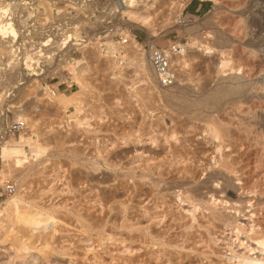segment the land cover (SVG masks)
I'll return each mask as SVG.
<instances>
[{"label":"rangeland","instance_id":"374dc122","mask_svg":"<svg viewBox=\"0 0 264 264\" xmlns=\"http://www.w3.org/2000/svg\"><path fill=\"white\" fill-rule=\"evenodd\" d=\"M187 1L182 14L202 1L187 33L178 32L190 44L187 65L161 87L183 91L181 103L164 96L148 65L137 67L134 48L123 45L121 69L104 65L101 38L67 53L77 86L46 97L35 81L19 89L17 64L33 61V47L48 41L42 36L53 39L40 46L39 55L51 49L46 56L64 46L66 33L83 41L101 37L102 25L94 6L77 7V0H21L0 18L23 32L19 39L0 32V92L14 104L7 120L24 119L28 127L24 135L4 134L25 151L20 164L0 147V183L14 184L0 198V264H235L240 252L264 255L257 243H264V0ZM153 10L151 26L131 24L132 31L142 43L160 31L153 40L162 47L177 37L176 27H154L160 11ZM34 21L38 41L28 36ZM25 37L32 44L21 49ZM202 44L224 50L232 69L221 73V54L205 53ZM220 83L246 91L214 101L210 93ZM202 97L209 107L198 108ZM211 128L225 141L218 145ZM23 137L40 146L38 155L31 140L18 145ZM15 195L18 216L6 203ZM37 211L54 221L33 227L18 220Z\"/></svg>","mask_w":264,"mask_h":264},{"label":"built area","instance_id":"2783aa9c","mask_svg":"<svg viewBox=\"0 0 264 264\" xmlns=\"http://www.w3.org/2000/svg\"><path fill=\"white\" fill-rule=\"evenodd\" d=\"M116 1V0H115ZM177 0H138L136 3V7H147L152 3L151 10L154 8L160 11L158 15L154 16V27H159L164 25L165 27L171 26L169 28H174L177 32V36L173 40L169 41L165 46L159 47L155 45L154 40H152V44L149 45L147 42L142 43L137 39V36L133 34V26L129 23V19L127 15L121 14L114 8L113 4L109 0H83L84 4H88L89 6H94L93 17L95 20L102 25L99 34H101V42L103 43L100 48V53H102V60L104 65L108 62H113L117 65V69L121 68L124 63V48L123 45L127 42V35H133L136 39L137 43L140 44V47L144 54L146 55L152 72L154 73L158 84L161 87H169L173 85L175 82L176 72L174 70V66L172 63L173 58L176 55H180L184 52V44L183 36L178 35V32L187 33L185 27L187 25L193 24L196 19L197 13L200 9V5H202V1H199L192 10V12H186L182 14L187 3L181 8L179 13L172 12L169 13L170 8L166 7L167 5L172 6L176 3ZM80 6L81 1L77 0ZM189 2V1H187ZM123 3V0L121 1ZM81 7V6H80ZM39 27V23L34 21L32 23V32L30 37L35 36L34 41L37 40L40 36L37 28ZM183 28V30H180ZM47 44H51L52 37L48 34ZM62 40V39H61ZM59 39V41H61ZM106 43L110 46H106ZM32 44L31 38H26L21 41L20 47L21 49L26 47L27 45ZM52 46V45H51ZM31 45L27 48H30ZM63 43H61L60 49H56L51 51L50 55L44 56L43 54L39 55L37 51L39 48L33 49V76L36 77L35 85H38L37 90L39 92H43V96L46 97V94L51 96L55 92H59L61 88H72L77 86L75 82H70V76L72 74L69 73L68 76H63L62 71L66 70L63 68V64L65 61L61 58V54H63L64 49H62ZM61 62V63H60ZM61 64V68L57 70V66ZM48 69V71H46ZM27 69H25L26 71ZM47 73V75H46ZM55 81L50 83L51 81ZM5 109V115L0 116V132L5 135H24L27 133V125L24 119L16 118L7 120ZM2 113V112H1ZM1 161V157H0ZM14 189V184L12 182H5L3 184L0 183V198H2L6 193H11Z\"/></svg>","mask_w":264,"mask_h":264},{"label":"bare ground","instance_id":"6f19581e","mask_svg":"<svg viewBox=\"0 0 264 264\" xmlns=\"http://www.w3.org/2000/svg\"><path fill=\"white\" fill-rule=\"evenodd\" d=\"M21 0H16V1H14L13 3L12 2H6L5 0H0V18H2L4 15H5V13H6V11H8V8L11 6V4L13 5V4H17V3H19ZM81 1V4H80V6L82 7L83 5H84V3H83V0H80ZM112 1V4H113V6L115 7V8H120V10L122 11V13H124V14H127L128 15V17H129V23L130 24H137L139 27H146V26H151V24H152V16H150L152 13L150 12V11H154L155 12V10H151V8L150 7H152L153 5H152V3L151 4H149L147 7L145 6V7H136L135 5H136V3H137V1L138 0H123V3L124 4H121V1L122 0H111ZM187 0H177L176 1V3H174L172 6H169V5H167L166 7H168V8H170V11H169V13H171V12H178L179 10V8H181L182 6H183V4L186 2ZM215 3H217V0H213ZM73 3V2H72ZM83 3V4H82ZM79 4V3H78ZM77 4V7L79 6ZM73 6V5H72ZM79 6V7H80ZM14 7H15V5H14ZM73 7H76V6H73ZM83 7H85V6H83ZM88 8V7H87ZM119 10V9H118ZM81 11H86L85 9H83V10H81ZM80 11V12H81ZM121 11H119V12H121ZM153 12V13H154ZM157 12V11H156ZM151 13V14H150ZM85 14V13H84ZM155 15V14H154ZM19 23H20V21H19ZM18 23V24H19ZM22 23V22H21ZM14 24L15 23H12L11 21H3L2 19H0V32H2L3 30H5V32L7 31V33H10L11 34V36H13V37H16L17 39H19L20 37H22V35H23V32L22 31H20L19 29H16L15 28V26H14ZM16 25V24H15ZM20 24H19V28H20ZM164 25H162V27H163ZM16 27H17V25H16ZM161 27V26H160ZM21 28H22V26H21ZM163 29H165V27H163ZM163 29H161V31L163 30ZM159 30V29H158ZM165 31V30H164ZM160 32V31H159ZM159 32L158 31H152V32H150L149 33V36H148V38H147V43L149 44V45H151L152 44V40L159 34ZM64 33H66V31L64 32ZM96 34V33H95ZM209 35V34H208ZM47 35H45V36H42V38H44V40H45V37H46ZM94 37V38H93ZM127 37H128V39L126 40L127 42L125 43V45H127V47L128 48H132V50H133V48H134V53L135 54H138V60H137V65H138V63H139V65L137 66V67H140V69H142V68H145L146 67V65H148V67H149V71H150V73H153L151 70L152 69H150L151 67H150V64H149V62H148V59H147V57H146V55L144 54V52H143V55H144V57H145V61H147L146 63H145V61H144V59L142 58L143 56L141 55L142 54V52L140 51V49H141V47H140V44L139 43H137V41H136V39L134 38V36L133 35H127ZM149 37H151V38H149ZM92 38V39H91ZM101 37L100 36H97V35H95V36H92V37H89V38H87V40L85 39V40H83V41H79L78 39H74L73 37H72V35L71 34H68V33H66L65 34V37L62 39L63 41H64V55L66 56V57H64L63 56V60L65 61V63L63 64V68H67L69 71H70V74H72L71 75V77H70V82H79V80H78V78H77V73H76V70H75V67H74V64L73 63H71L70 61H69V59L67 58V53L72 49V48H84L85 46H87L88 47V45H90V44H98L99 43V39H100ZM91 39V40H90ZM188 39H190V38H188ZM8 43V40H5L4 41V43ZM38 43H40V46H47L48 44L46 43V41H41V42H38ZM61 43V42H60ZM60 43H58L57 44V47H59L60 48ZM192 43H196V41L195 40H193L192 41ZM2 45V44H1ZM37 45V44H36ZM95 45V46H96ZM190 44L188 43V41L184 44V52L182 53V54H180V55H176L174 58H173V60H172V63H173V66H174V70H175V72H176V70L177 71H181L182 70V68H184V66H186L187 65V59L188 58H185L186 57V53H187V49L188 48H190V47H188ZM194 46H195V44H193ZM3 46V45H2ZM38 46V48L40 47L39 45H37ZM4 47H5V50H6V45H4ZM3 47V48H4ZM126 47V48H127ZM9 47L7 46V49H8ZM37 47H33V49H36ZM86 48V47H85ZM125 49V48H124ZM41 50H43V49H41V48H39L37 51H35V52H39L40 51V53H41ZM51 49H45L44 50V52H43V54H45V53H47L48 51H50ZM98 50H100V49H98ZM201 50L202 51H204L205 53H210V54H212V53H214V52H218V53H220L221 54V56L219 57V61H218V67L220 68V70H221V73L222 72H224V68L225 67H228V69H232V67L229 65L228 66V63H229V59L225 56V54H224V50H222V49H220V48H216V47H213V46H209L208 44L206 45V44H202L201 45ZM125 51V50H124ZM129 51H131V49L129 50ZM39 53V54H40ZM125 53H127L126 51H125ZM126 55V54H125ZM124 55V56H125ZM47 56V55H46ZM70 56V55H69ZM68 56V57H69ZM126 57H128L129 58V56H126ZM32 58V57H31ZM125 59V58H124ZM113 61V60H112ZM61 63V62H60ZM114 65H115V69H117V65L115 64V63H113ZM124 64H125V60H124V63H123V65L121 66V68L124 66ZM61 64H59V66H57V70L58 69H60L61 68V66H60ZM121 68H118V69H121ZM25 69H27V70H32L33 71V63L32 62H30V61H25V62H23V64H22V62L21 61H19V63L17 64V69H16V71H15V76H16V81H17V83H20V86H19V89L20 88H22V87H26V86H28V85H30V83L31 82H37L36 81V77H34L33 75V72L32 73H30V74H27L26 75V73L24 72V70ZM46 71H48V69L46 70ZM235 71H237V69L235 70ZM178 73V72H177ZM154 74V73H153ZM46 75H47V73H46ZM176 76V75H175ZM34 77V78H33ZM232 78V77H231ZM175 79H176V77H175ZM232 80H233V78H232ZM154 84L155 85H157L158 86V89H163V88H161V86L158 84V82H157V80H156V77H155V80H154ZM235 82H237V81H235ZM175 83V82H174ZM173 83V84H174ZM226 84V83H225ZM237 84V83H236ZM239 84V83H238ZM25 85V86H24ZM220 85L221 86H219L216 90H214L213 89V91H212V94L210 93V95L212 96V99L214 100V101H218V100H220V99H222V98H225V97H230V99H238V97L240 98L241 97V95L243 94V93H245V87L243 86V84L241 85V87H240V85H238V86H236L237 87V90H234L233 88H230V84H227V85H222L221 83H220ZM243 86V87H242ZM249 88V87H248ZM245 90V91H244ZM163 93H164V96L168 99V100H170V102H172L173 101V103H176L175 101H177V100H180V98L181 97H183V95H184V92L183 91H181V90H176V91H172L171 93H169V92H167V90H164L163 89ZM44 94V93H43ZM4 96V93L3 92H0V116L1 115H3V117H4V112H5V109H8V108H11L12 107V105H14L13 103H11L12 102V100L11 99H9L8 101L6 100H4L2 97ZM186 96V95H185ZM205 97V96H204ZM204 97H202V102H200L201 100H199V102L201 103V104H199V106H198V108H201L204 104H205V107L208 105L206 102L208 101V99L207 98H205V99H203ZM191 97H189V99H190ZM196 98V97H195ZM13 99V98H12ZM186 99L187 98H185V100L184 101H186ZM189 99H188V103H190V102H194V100L192 101H189ZM181 100L183 101V98H181ZM181 100H180V103H181ZM240 100V99H239ZM198 101V100H197ZM210 101V100H209ZM236 101V100H235ZM14 103H15V101H14ZM184 103H186V102H184ZM217 103V102H216ZM179 104V103H178ZM177 104V105H178ZM198 104V103H197ZM180 105V104H179ZM195 105H196V102H195ZM194 105V106H195ZM186 106H187V104H186ZM188 106H189V104H188ZM193 105H192V107H193V109L195 110V107H194ZM182 107V106H181ZM185 106L183 105V108H184ZM197 107V106H196ZM207 107H209V106H207ZM182 108V109H183ZM188 109H190V107H187ZM185 109V108H184ZM210 110V109H209ZM195 111H198V109L196 108V110ZM2 112V113H1ZM233 112V111H232ZM194 113V112H193ZM253 113V112H252ZM212 124H215L214 122L212 123ZM247 126V125H246ZM211 127H215V126H211ZM217 127V126H216ZM213 128H211L212 129V132L211 131H209L208 130V132H210L211 134H213L212 135V137L213 138H215V139H218V141H219V143H217L218 145L219 144H221L223 141H225V139L223 138V136L220 134H218V131H216L218 128H216V129H213ZM225 128H227V127H225ZM207 132V133H208ZM224 133H225V131H224ZM241 133V132H240ZM239 133V134H240ZM237 135V134H236ZM224 137H225V135H224ZM238 138V137H237ZM6 139V138H5ZM4 139V134H2V133H0V147H1V150H2V152L4 153V155H6V157H8V158H13L14 159V161H15V163L16 164H20L24 159H26V157H25V154H24V152H23V149L21 148V147H17L16 145L17 144H9V142H8V140L6 139L5 140ZM31 139H30V137H23V141L20 143V144H18L19 146L22 144V143H26V142H29ZM230 141H232V140H230ZM31 142V143H30ZM29 142V144L32 146V151H34L35 152V154L36 155H38L39 153H40V151H41V148H40V146L37 144V143H33V141L31 140ZM227 143V142H226ZM228 144V143H227ZM223 145V144H222ZM226 156V159L228 158L227 157V155H225ZM225 156L223 157V159L225 158ZM229 159V158H228ZM222 162H226V163H224L225 165H226V167L230 164L229 162H228V160L226 161H223L222 160ZM229 163V164H228ZM222 164V163H221ZM225 165H224V168H225ZM231 166V165H230ZM229 167V166H228ZM231 168V167H230ZM147 175V174H146ZM217 179V178H216ZM185 192V191H184ZM197 195H198V193H197ZM19 196L18 195H15V196H13L12 198H9V200H7L6 201V203H11V205L13 206V210L15 211V213L17 212L18 213V205H17V201H19L20 199L18 198ZM190 199H191V197H190ZM196 199V198H195ZM188 200V199H187ZM223 200V199H222ZM221 200V201H222ZM226 200H224V202H225ZM226 203V202H225ZM11 206V207H12ZM231 208L233 207V205H231L230 206ZM20 212V211H19ZM17 213H16V215H17ZM210 213H212V212H210ZM20 213H18V215H19ZM213 214V213H212ZM17 215V216H18ZM17 216H16V218H17ZM22 216V217H21ZM21 216H20V218H18V220H20L21 218L23 219V220H25V221H21V222H25L26 224L28 223V224H30V225H32L33 227H35V226H41V225H46L47 226V223H49L50 221H54V218L51 216V215H49V213H47V212H44V211H37V212H33V214L32 215H30L29 217H28V215L26 216V214H24V215H22V213H21ZM24 216H26L25 218H24ZM224 216V215H223ZM258 238V237H257ZM258 244H260V246L262 245L263 246V248L262 247H260L261 249H259V250H264V243H263V241L261 242H257ZM240 244H243V243H240ZM249 251V250H248ZM248 251H247V253H238V254H235V257H236V261L234 262L235 264H264V255L263 254H258V255H255V256H252L251 254H248ZM243 252V251H242Z\"/></svg>","mask_w":264,"mask_h":264},{"label":"trees","instance_id":"16d2710c","mask_svg":"<svg viewBox=\"0 0 264 264\" xmlns=\"http://www.w3.org/2000/svg\"><path fill=\"white\" fill-rule=\"evenodd\" d=\"M196 3H197V1H193L192 5L190 7L191 10L195 7Z\"/></svg>","mask_w":264,"mask_h":264}]
</instances>
